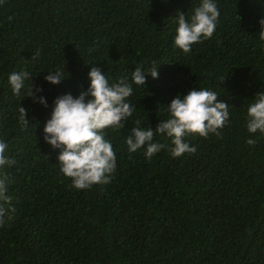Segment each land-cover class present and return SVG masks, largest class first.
Instances as JSON below:
<instances>
[{"label": "trees", "instance_id": "obj_1", "mask_svg": "<svg viewBox=\"0 0 264 264\" xmlns=\"http://www.w3.org/2000/svg\"><path fill=\"white\" fill-rule=\"evenodd\" d=\"M214 2L216 30L189 53L174 47L175 18L201 0L0 3V141L15 161L0 169L15 209L0 226V264H264V134L246 128L248 106L264 93V0ZM154 63L158 78L133 85V115L104 130L116 155L110 182L70 188L59 150L43 139L54 100L86 91L92 67L113 83ZM63 69L60 84L45 81ZM20 71L32 78L17 96L8 77ZM31 83L47 107L25 95ZM202 88L229 104L219 137L186 136L196 152L179 158L167 147L151 159L143 147L128 152L134 127L154 130L177 95ZM19 107L28 110L25 128ZM152 142L171 147L163 135Z\"/></svg>", "mask_w": 264, "mask_h": 264}, {"label": "clouds", "instance_id": "obj_2", "mask_svg": "<svg viewBox=\"0 0 264 264\" xmlns=\"http://www.w3.org/2000/svg\"><path fill=\"white\" fill-rule=\"evenodd\" d=\"M3 3V0H0ZM220 12L214 0H201L193 14L187 17L179 13L175 18L178 25L174 37V47L183 53H189L193 44L201 43L212 37L216 30ZM259 40L264 52V19L260 20ZM157 64L144 70L136 67L128 76H121L110 83L105 73L97 67H92L88 73L90 81L86 91L78 96L64 94L54 100L50 118L43 128V139L52 149L59 150L57 160L59 170L65 178H69L70 188L76 190L90 189L95 184H107L115 170L116 155L110 141L104 138V130L123 127L122 122L133 115V106L128 98L133 94V85H146V78H158ZM64 69L49 72L45 81L50 85H58L65 79ZM27 71L12 72L8 77L14 95H20L25 89V81L31 79ZM224 79V78H223ZM222 79V80H223ZM36 88L35 92H41ZM25 95L34 103L47 107L43 96L36 97L32 91V83ZM216 92L206 88L193 89L182 98L177 95L167 106L169 118L160 122L153 130L151 128L134 127L125 143L129 153H134L142 147L144 155L151 159L162 149L168 148L171 156L179 158L183 154H194L196 148L185 142V137L196 134L207 138L210 134L217 137L229 119V104L221 102ZM19 123L22 128L28 126L26 119L28 110L19 107ZM246 128L248 133L264 134V93H258L254 102L247 108ZM138 123V122H137ZM156 135L170 139L171 147L163 143H153ZM246 143L255 145V139ZM7 144L0 141V169L15 164L13 159L5 155ZM11 183L6 173H0V226L5 223V217L11 219L10 213L15 209L9 207L11 197L7 186Z\"/></svg>", "mask_w": 264, "mask_h": 264}]
</instances>
